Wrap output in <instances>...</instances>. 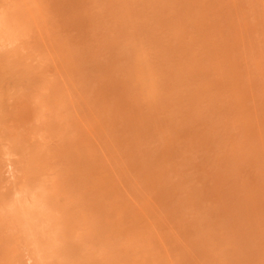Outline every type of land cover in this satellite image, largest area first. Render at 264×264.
<instances>
[{
	"label": "rangeland",
	"instance_id": "374dc122",
	"mask_svg": "<svg viewBox=\"0 0 264 264\" xmlns=\"http://www.w3.org/2000/svg\"><path fill=\"white\" fill-rule=\"evenodd\" d=\"M0 264H264V0H0Z\"/></svg>",
	"mask_w": 264,
	"mask_h": 264
}]
</instances>
